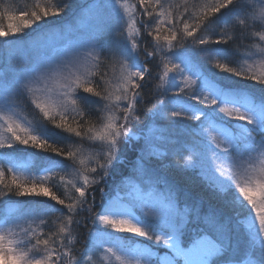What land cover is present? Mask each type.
Wrapping results in <instances>:
<instances>
[{
    "label": "snow or ice",
    "instance_id": "obj_1",
    "mask_svg": "<svg viewBox=\"0 0 264 264\" xmlns=\"http://www.w3.org/2000/svg\"><path fill=\"white\" fill-rule=\"evenodd\" d=\"M0 261L264 264V0H0Z\"/></svg>",
    "mask_w": 264,
    "mask_h": 264
},
{
    "label": "trees",
    "instance_id": "obj_2",
    "mask_svg": "<svg viewBox=\"0 0 264 264\" xmlns=\"http://www.w3.org/2000/svg\"><path fill=\"white\" fill-rule=\"evenodd\" d=\"M122 159H124L126 161H130V160L134 159V156L131 152H129L124 157H122ZM122 166L126 167L127 165H122Z\"/></svg>",
    "mask_w": 264,
    "mask_h": 264
},
{
    "label": "rangeland",
    "instance_id": "obj_3",
    "mask_svg": "<svg viewBox=\"0 0 264 264\" xmlns=\"http://www.w3.org/2000/svg\"><path fill=\"white\" fill-rule=\"evenodd\" d=\"M29 118H31V116H29ZM0 264H3V262H2V261H0Z\"/></svg>",
    "mask_w": 264,
    "mask_h": 264
}]
</instances>
